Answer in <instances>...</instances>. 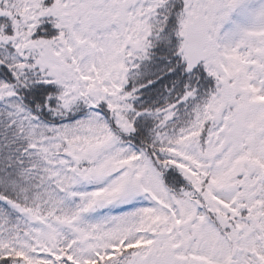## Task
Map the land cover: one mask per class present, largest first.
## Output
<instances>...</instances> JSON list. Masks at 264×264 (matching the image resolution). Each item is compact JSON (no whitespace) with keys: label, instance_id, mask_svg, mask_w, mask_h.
<instances>
[{"label":"rangeland","instance_id":"obj_1","mask_svg":"<svg viewBox=\"0 0 264 264\" xmlns=\"http://www.w3.org/2000/svg\"><path fill=\"white\" fill-rule=\"evenodd\" d=\"M39 1L16 0L18 26L52 15L61 34L38 41L20 32L11 61L18 72L58 80L67 100L88 109L74 122L47 124L0 83V137L15 145L27 200L0 202V253L28 264H264V38L252 23L264 20V0H206L211 9L219 3L208 67L248 75L251 99L222 91L197 104L188 90L183 108L155 113L162 164L169 158L194 185L187 199L174 198L143 150L118 141L97 109L103 103L132 129V97L123 88L150 48L164 0H107L95 9L91 0H54L44 10ZM184 9L182 36L205 0H185ZM180 51L185 59V43ZM243 173L254 192L240 198Z\"/></svg>","mask_w":264,"mask_h":264},{"label":"trees","instance_id":"obj_2","mask_svg":"<svg viewBox=\"0 0 264 264\" xmlns=\"http://www.w3.org/2000/svg\"><path fill=\"white\" fill-rule=\"evenodd\" d=\"M53 2L54 0H42L40 2L44 5L42 10L45 7H50ZM15 3L16 0H0V83L12 90L19 103L30 114L47 124L62 125L80 119L87 112V102L67 100L62 95L58 80L36 78L32 73L16 70L10 56L17 54L15 45L20 37V32H28L29 38L27 39L53 41L59 37L62 30L55 27L52 15L36 19L31 28L18 26L21 10L14 9ZM184 5L185 0H164V7L159 9L158 24L153 28L149 39L150 48L146 50L126 78V85L123 89L129 92L132 97L133 114L129 118L132 126L131 131L119 126L103 103L97 105L98 111L105 118L116 139L143 150L169 193L177 199L189 198L188 195L194 191V185L189 183L184 174L175 168L171 161H167L169 158H164L166 166L162 164L161 147L154 138L155 128L159 123V118L155 116V113L172 104L183 108L179 99L188 90L193 91L192 100L197 104L213 95L222 93V91L233 92V96L237 99H244L245 96L251 99L245 91H249L252 84H250L249 76H245L241 71H235L228 76L221 72L210 71L207 61L201 63L192 72L185 70V59L180 51L185 43L180 33L181 20L185 15ZM241 10L243 11V9ZM260 10L263 11V8ZM244 13L247 14L246 11ZM258 13L261 14L260 11ZM263 22L262 19V22L252 23L256 29L262 32L261 36L264 38ZM246 40L249 41L247 38ZM256 50L260 51L257 48ZM261 53L264 56V49ZM251 63L255 64L254 58ZM262 71L264 72V70ZM237 76H242L241 81L236 82ZM209 125V122L205 124V128L202 129L203 134ZM3 131L4 128L0 130V132ZM3 139L11 140L0 137V202L24 203L27 200L22 189V171L19 166L21 161L14 154L15 145L3 143ZM209 213L207 216L211 217L212 213ZM212 216L214 215L212 214ZM214 218L216 217L214 216ZM212 222L222 232V228L216 220ZM223 234L225 235L222 232ZM157 245L160 248L164 246L159 242ZM133 249L128 246L123 248V252H131ZM0 264H28V258L21 254L0 253ZM61 264L73 263L66 258ZM134 264L139 263L135 262ZM152 264L159 263L154 261ZM160 264L171 263L160 262Z\"/></svg>","mask_w":264,"mask_h":264},{"label":"water","instance_id":"obj_3","mask_svg":"<svg viewBox=\"0 0 264 264\" xmlns=\"http://www.w3.org/2000/svg\"><path fill=\"white\" fill-rule=\"evenodd\" d=\"M107 0H91V8L99 7ZM221 1V0H219ZM219 11V3L214 8L198 11L184 25L183 38L186 45L185 70L192 72L208 58V47L214 40V19L212 13Z\"/></svg>","mask_w":264,"mask_h":264},{"label":"flooded vegetation","instance_id":"obj_4","mask_svg":"<svg viewBox=\"0 0 264 264\" xmlns=\"http://www.w3.org/2000/svg\"><path fill=\"white\" fill-rule=\"evenodd\" d=\"M212 3V2H211ZM210 2H208V1H206L205 0V10H206V8L207 7H210L211 8V4ZM104 4V3H103ZM102 4V5H103ZM101 5V6H102ZM208 5H210V6H208ZM248 175H246L245 173H243L242 175L241 174H239V178H240V183H239V186L240 187H238V192H239V196H240V198H242L243 197V194L245 195V194H248L249 195V188L248 189H246L248 186H250V188H251V186H252V189H253V185L251 184V182L252 183H255V181H250V179L247 177ZM252 179H253V177H252ZM237 189V188H236ZM255 189V192H257V189L256 188H254ZM253 192H254V190H253ZM253 192H251L250 193V195L253 193Z\"/></svg>","mask_w":264,"mask_h":264}]
</instances>
